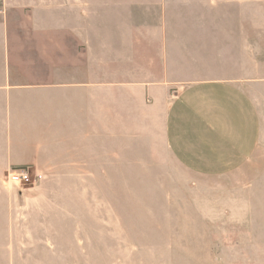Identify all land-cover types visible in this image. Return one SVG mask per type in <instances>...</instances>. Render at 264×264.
I'll use <instances>...</instances> for the list:
<instances>
[{"label":"crops","instance_id":"1","mask_svg":"<svg viewBox=\"0 0 264 264\" xmlns=\"http://www.w3.org/2000/svg\"><path fill=\"white\" fill-rule=\"evenodd\" d=\"M248 1L264 6L0 0V183L19 166L44 187L118 182L136 151L204 176L244 165L261 135L249 88L264 30L248 42L245 26H230L244 17L214 10Z\"/></svg>","mask_w":264,"mask_h":264},{"label":"rangeland","instance_id":"2","mask_svg":"<svg viewBox=\"0 0 264 264\" xmlns=\"http://www.w3.org/2000/svg\"><path fill=\"white\" fill-rule=\"evenodd\" d=\"M241 16L247 40L264 30V6L216 7ZM258 38V60L264 59ZM261 135L244 165L197 175L172 159H143L118 182L0 183V264H264V62ZM253 74L255 66H245ZM251 69V70H250ZM245 72V71H244ZM222 72L201 71L198 77ZM140 150V149H139ZM128 171V173H126ZM123 180V181H121ZM42 186V187H41ZM40 188V189H38ZM34 189L38 193L29 194Z\"/></svg>","mask_w":264,"mask_h":264},{"label":"built area","instance_id":"3","mask_svg":"<svg viewBox=\"0 0 264 264\" xmlns=\"http://www.w3.org/2000/svg\"><path fill=\"white\" fill-rule=\"evenodd\" d=\"M24 172L28 174L27 180H24L22 178ZM41 180H42V174L33 170L30 166H19V167L8 168L3 177V182L7 185L10 184L34 185L39 183Z\"/></svg>","mask_w":264,"mask_h":264},{"label":"clouds","instance_id":"4","mask_svg":"<svg viewBox=\"0 0 264 264\" xmlns=\"http://www.w3.org/2000/svg\"><path fill=\"white\" fill-rule=\"evenodd\" d=\"M22 178H23L24 180H27V179H28V174H27L26 172H24L23 175H22ZM18 179H19V178H18Z\"/></svg>","mask_w":264,"mask_h":264}]
</instances>
